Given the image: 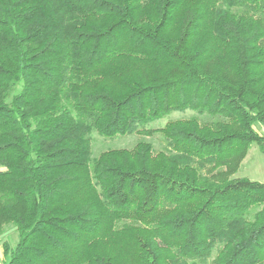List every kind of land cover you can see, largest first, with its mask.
Segmentation results:
<instances>
[{
	"label": "trees",
	"instance_id": "obj_1",
	"mask_svg": "<svg viewBox=\"0 0 264 264\" xmlns=\"http://www.w3.org/2000/svg\"><path fill=\"white\" fill-rule=\"evenodd\" d=\"M253 144L264 0H0L1 264H264Z\"/></svg>",
	"mask_w": 264,
	"mask_h": 264
},
{
	"label": "rangeland",
	"instance_id": "obj_2",
	"mask_svg": "<svg viewBox=\"0 0 264 264\" xmlns=\"http://www.w3.org/2000/svg\"><path fill=\"white\" fill-rule=\"evenodd\" d=\"M185 112H173L172 114L161 118L155 122L149 124L150 127L159 128L164 126L171 119H178L192 116V113ZM262 130V129H261ZM93 146L92 152L93 156H98L102 151L112 148H132V146L141 138L143 135L127 136V137H118V138H105L95 133L93 135ZM147 140H150L156 150H160L164 147L165 141L159 133H156L152 136H145ZM236 177H248L251 180L259 181L264 183V152H262L257 144H253L248 152V155L242 162L240 169L235 174ZM19 236L13 225H7L0 232V264L4 259L3 255V243L5 241L10 242V244H15Z\"/></svg>",
	"mask_w": 264,
	"mask_h": 264
}]
</instances>
